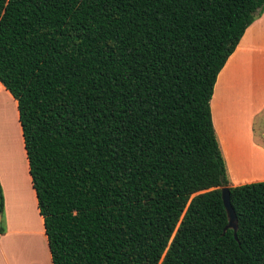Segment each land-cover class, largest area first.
<instances>
[{
  "label": "trees",
  "instance_id": "16d2710c",
  "mask_svg": "<svg viewBox=\"0 0 264 264\" xmlns=\"http://www.w3.org/2000/svg\"><path fill=\"white\" fill-rule=\"evenodd\" d=\"M263 11L264 0H0V83L52 264H264V180L230 185L210 111Z\"/></svg>",
  "mask_w": 264,
  "mask_h": 264
},
{
  "label": "crops",
  "instance_id": "0c3cea01",
  "mask_svg": "<svg viewBox=\"0 0 264 264\" xmlns=\"http://www.w3.org/2000/svg\"><path fill=\"white\" fill-rule=\"evenodd\" d=\"M0 96V185L6 213L15 208L17 214L24 218L23 209L30 205L39 219L37 224L29 222L24 228L28 235L33 236L29 241L33 242L35 250L33 257L25 259L11 254L10 247L6 249L3 244L12 232L13 225L7 221L5 233L0 234V264H52L20 124L14 148L9 146V103L14 104L18 117L16 100L1 83ZM210 111L230 185L263 181L264 11L246 28L218 73ZM12 133L17 137L16 127Z\"/></svg>",
  "mask_w": 264,
  "mask_h": 264
},
{
  "label": "rangeland",
  "instance_id": "374dc122",
  "mask_svg": "<svg viewBox=\"0 0 264 264\" xmlns=\"http://www.w3.org/2000/svg\"><path fill=\"white\" fill-rule=\"evenodd\" d=\"M10 103H9V109H10L11 114H10V123H8L10 124L9 125L10 131L8 128L7 133H8V140L11 143L9 144V146L12 147L13 145V148H14L16 138L18 139V135H19V132H18L19 122H18V117L16 115V108L14 107V104H10ZM11 124L13 125V127H11ZM15 127L17 129V137L12 133V130L13 128L15 129ZM3 197H4V194H3ZM23 215H24V218L20 217L15 211V208H13L11 211L8 210V212L6 213V209L4 205L5 229H7L6 228L7 221L9 220L11 222V225L13 226H12V232H10V234L7 235L3 244L6 247V249L10 247L11 254L12 253L18 254L25 259V258L33 257L35 250H34L33 242L29 241L30 237L32 239L33 236L31 234H30L31 236L28 235V233L24 231V228L26 227L27 224H30L29 222L33 224H37L39 219L37 218L36 214L34 213L30 205L23 209ZM35 217L37 220L35 219ZM21 225H23L24 227L22 226L23 227L22 228Z\"/></svg>",
  "mask_w": 264,
  "mask_h": 264
},
{
  "label": "water",
  "instance_id": "95a60500",
  "mask_svg": "<svg viewBox=\"0 0 264 264\" xmlns=\"http://www.w3.org/2000/svg\"><path fill=\"white\" fill-rule=\"evenodd\" d=\"M221 198L228 217V222L224 230L232 229L234 238L237 239V217L230 203V192L227 186L221 188Z\"/></svg>",
  "mask_w": 264,
  "mask_h": 264
}]
</instances>
